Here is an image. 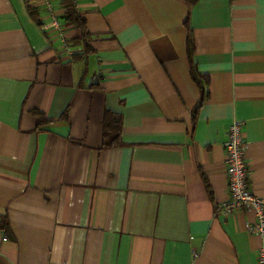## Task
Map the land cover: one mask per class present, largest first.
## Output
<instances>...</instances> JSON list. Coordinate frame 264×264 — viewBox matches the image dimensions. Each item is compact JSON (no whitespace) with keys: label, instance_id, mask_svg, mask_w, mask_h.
Instances as JSON below:
<instances>
[{"label":"crops","instance_id":"obj_1","mask_svg":"<svg viewBox=\"0 0 264 264\" xmlns=\"http://www.w3.org/2000/svg\"><path fill=\"white\" fill-rule=\"evenodd\" d=\"M49 1L63 40L0 0V264H257L217 208L234 122L264 199V0H71L83 30Z\"/></svg>","mask_w":264,"mask_h":264},{"label":"built area","instance_id":"obj_2","mask_svg":"<svg viewBox=\"0 0 264 264\" xmlns=\"http://www.w3.org/2000/svg\"><path fill=\"white\" fill-rule=\"evenodd\" d=\"M42 3L48 16V23L43 29L57 32L62 39L63 25L60 23L50 1L42 0ZM223 149L228 200L217 208V212L224 217L239 211L253 214L254 220L246 224V232L260 239L257 264H264V199L255 196L248 186L250 170L245 160L247 143L242 137V124L240 122H234L228 128ZM3 241H6V238H3Z\"/></svg>","mask_w":264,"mask_h":264},{"label":"trees","instance_id":"obj_3","mask_svg":"<svg viewBox=\"0 0 264 264\" xmlns=\"http://www.w3.org/2000/svg\"><path fill=\"white\" fill-rule=\"evenodd\" d=\"M61 6L63 7L65 11L64 19L66 23H68V25H72V26L78 27L81 30H83L84 23L81 20V18L78 17V15L74 12V8H73L71 0H62ZM28 13L39 24L36 18L35 10L28 7ZM187 46H188L187 47L188 59L191 63V54L193 50H192L190 43H188ZM193 69H194L193 66H191L192 80L198 86V88H200V90L203 91V88L201 85L202 78H199ZM120 126H121L120 118L116 116L106 115L104 122H103L104 148L117 147L119 145Z\"/></svg>","mask_w":264,"mask_h":264}]
</instances>
